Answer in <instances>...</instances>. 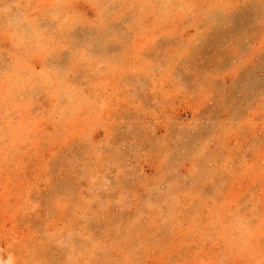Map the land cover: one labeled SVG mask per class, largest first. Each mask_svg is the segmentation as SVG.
Wrapping results in <instances>:
<instances>
[{
    "label": "rangeland",
    "instance_id": "374dc122",
    "mask_svg": "<svg viewBox=\"0 0 264 264\" xmlns=\"http://www.w3.org/2000/svg\"><path fill=\"white\" fill-rule=\"evenodd\" d=\"M0 264H264V0H0Z\"/></svg>",
    "mask_w": 264,
    "mask_h": 264
}]
</instances>
